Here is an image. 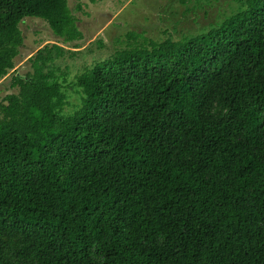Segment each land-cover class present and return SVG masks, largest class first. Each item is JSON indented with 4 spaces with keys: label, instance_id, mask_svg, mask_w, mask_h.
I'll return each instance as SVG.
<instances>
[{
    "label": "trees",
    "instance_id": "obj_1",
    "mask_svg": "<svg viewBox=\"0 0 264 264\" xmlns=\"http://www.w3.org/2000/svg\"><path fill=\"white\" fill-rule=\"evenodd\" d=\"M244 7L72 81L66 48L29 58L0 100V264H264V0ZM29 18L83 40L68 0H0V81Z\"/></svg>",
    "mask_w": 264,
    "mask_h": 264
},
{
    "label": "rangeland",
    "instance_id": "obj_2",
    "mask_svg": "<svg viewBox=\"0 0 264 264\" xmlns=\"http://www.w3.org/2000/svg\"><path fill=\"white\" fill-rule=\"evenodd\" d=\"M78 19L83 40L64 45L41 19H27L21 28L25 42L15 69L0 81V100L11 93L14 75L26 74L29 58L46 45H60L66 55L56 61L70 81L85 68L109 58L115 51L161 42L182 40L208 32L224 19L245 8V0H68ZM79 6L81 7L79 9ZM74 53V55L72 54ZM71 103L79 105L81 96L68 88ZM73 107L69 109L73 111Z\"/></svg>",
    "mask_w": 264,
    "mask_h": 264
}]
</instances>
